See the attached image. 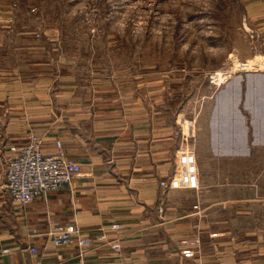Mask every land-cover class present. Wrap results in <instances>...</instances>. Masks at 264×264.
Listing matches in <instances>:
<instances>
[{
	"label": "rangeland",
	"instance_id": "374dc122",
	"mask_svg": "<svg viewBox=\"0 0 264 264\" xmlns=\"http://www.w3.org/2000/svg\"><path fill=\"white\" fill-rule=\"evenodd\" d=\"M262 57L264 0H0V86L13 82L29 96L59 99L60 109L91 112L78 124L83 130L107 121L119 130L115 121L134 120L164 137L161 128L170 127L184 145L177 151H185L180 175L197 172L202 140L227 143L232 134L240 144L250 117L253 127L262 126ZM98 104L112 111L94 116ZM228 150L221 145L220 157ZM210 162L203 161L207 171ZM190 181L181 176L177 187ZM181 198L190 203L193 194ZM224 213L228 220L231 213ZM238 231L245 230L218 228L212 235L227 241ZM231 236L244 243L242 235ZM77 244L85 253L93 241L84 249Z\"/></svg>",
	"mask_w": 264,
	"mask_h": 264
},
{
	"label": "crops",
	"instance_id": "0c3cea01",
	"mask_svg": "<svg viewBox=\"0 0 264 264\" xmlns=\"http://www.w3.org/2000/svg\"><path fill=\"white\" fill-rule=\"evenodd\" d=\"M262 58L259 68L264 76ZM256 69L248 74L253 82ZM261 88L262 126L253 127L250 117L242 144L232 134L227 143L202 140L206 159L203 154L197 157L195 175H180L185 151L180 156L177 151L184 145L173 140L170 127L161 128L164 137L157 136L161 130L156 126L145 128L134 120L122 124L111 120L122 125L119 130L108 121L83 130L78 124L91 112L88 116L85 109H60L59 99L45 101L43 93L29 96L21 85L4 82L0 86V264H264V138L249 140L250 133L261 132L264 137V83ZM54 97L59 98V93ZM111 111L98 104L93 115L105 117ZM215 116L218 121L219 111ZM32 134L42 138L47 152L61 141L82 172L70 185L24 207L13 202L5 186V169L10 147L26 144ZM221 145L229 150L220 157ZM236 146L245 151H235ZM205 160L211 161V171ZM181 176L194 178V183L177 187ZM162 180L170 185L161 186ZM189 193L193 200L186 204L181 197ZM224 212L231 213L228 220H223ZM58 225H78L93 245L83 255L76 238L56 247L48 231ZM218 228L245 231L233 232L226 241L212 235ZM239 234L244 243L231 236ZM197 235L201 245L195 244Z\"/></svg>",
	"mask_w": 264,
	"mask_h": 264
},
{
	"label": "built area",
	"instance_id": "2783aa9c",
	"mask_svg": "<svg viewBox=\"0 0 264 264\" xmlns=\"http://www.w3.org/2000/svg\"><path fill=\"white\" fill-rule=\"evenodd\" d=\"M10 151L12 155L7 160L5 186L13 202L20 206L26 207L46 194L70 185L82 172L81 164L68 158L59 140L54 151L47 152L42 138L32 134L26 144L11 146ZM161 186L167 187V181H161ZM48 234L58 247L72 243L75 238L81 249L92 245L91 239L83 234L78 225L74 228L58 225L51 228ZM199 242L198 238L195 239V244ZM32 251L36 252V249ZM83 254L81 251L80 255Z\"/></svg>",
	"mask_w": 264,
	"mask_h": 264
}]
</instances>
